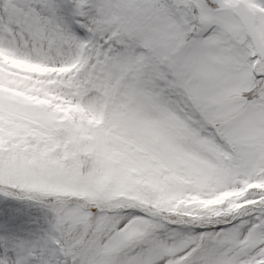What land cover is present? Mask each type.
Masks as SVG:
<instances>
[{"label":"snow or ice","instance_id":"1","mask_svg":"<svg viewBox=\"0 0 264 264\" xmlns=\"http://www.w3.org/2000/svg\"><path fill=\"white\" fill-rule=\"evenodd\" d=\"M0 264H264V0H0Z\"/></svg>","mask_w":264,"mask_h":264}]
</instances>
